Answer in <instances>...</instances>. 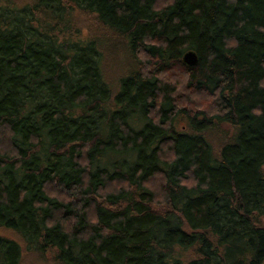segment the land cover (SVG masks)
I'll list each match as a JSON object with an SVG mask.
<instances>
[{
	"label": "trees",
	"instance_id": "16d2710c",
	"mask_svg": "<svg viewBox=\"0 0 264 264\" xmlns=\"http://www.w3.org/2000/svg\"><path fill=\"white\" fill-rule=\"evenodd\" d=\"M36 263L264 264V0H0V264Z\"/></svg>",
	"mask_w": 264,
	"mask_h": 264
},
{
	"label": "water",
	"instance_id": "95a60500",
	"mask_svg": "<svg viewBox=\"0 0 264 264\" xmlns=\"http://www.w3.org/2000/svg\"><path fill=\"white\" fill-rule=\"evenodd\" d=\"M183 63L189 67H194L197 63L196 56L193 53H187L183 57Z\"/></svg>",
	"mask_w": 264,
	"mask_h": 264
},
{
	"label": "rangeland",
	"instance_id": "374dc122",
	"mask_svg": "<svg viewBox=\"0 0 264 264\" xmlns=\"http://www.w3.org/2000/svg\"><path fill=\"white\" fill-rule=\"evenodd\" d=\"M21 2H24V1H28V0H20ZM185 65V64H184ZM185 66H187V65H185ZM187 67H189V66H187ZM175 78V77H174ZM25 259H27L28 260V256L25 258ZM36 264H43V263H36Z\"/></svg>",
	"mask_w": 264,
	"mask_h": 264
}]
</instances>
